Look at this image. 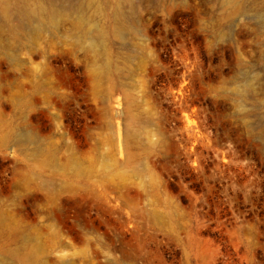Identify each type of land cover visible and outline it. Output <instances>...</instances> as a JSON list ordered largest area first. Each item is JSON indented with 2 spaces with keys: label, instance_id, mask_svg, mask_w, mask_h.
<instances>
[{
  "label": "rangeland",
  "instance_id": "374dc122",
  "mask_svg": "<svg viewBox=\"0 0 264 264\" xmlns=\"http://www.w3.org/2000/svg\"><path fill=\"white\" fill-rule=\"evenodd\" d=\"M7 1L0 264H264V0Z\"/></svg>",
  "mask_w": 264,
  "mask_h": 264
},
{
  "label": "bare ground",
  "instance_id": "6f19581e",
  "mask_svg": "<svg viewBox=\"0 0 264 264\" xmlns=\"http://www.w3.org/2000/svg\"><path fill=\"white\" fill-rule=\"evenodd\" d=\"M116 3L121 2L122 0H114ZM0 12L8 17L9 15V5L7 0H0ZM112 110H115V107L112 108ZM118 127V126H116Z\"/></svg>",
  "mask_w": 264,
  "mask_h": 264
}]
</instances>
